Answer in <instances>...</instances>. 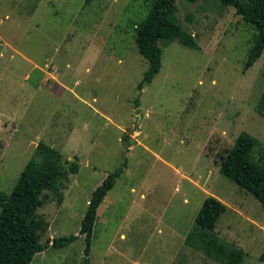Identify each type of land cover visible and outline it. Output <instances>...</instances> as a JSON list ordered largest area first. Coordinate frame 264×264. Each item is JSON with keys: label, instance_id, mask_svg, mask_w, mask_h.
Segmentation results:
<instances>
[{"label": "rangeland", "instance_id": "rangeland-1", "mask_svg": "<svg viewBox=\"0 0 264 264\" xmlns=\"http://www.w3.org/2000/svg\"><path fill=\"white\" fill-rule=\"evenodd\" d=\"M153 2L0 0V190L11 193L38 142L61 153L31 264H82V236L61 249L49 240L78 235L92 191L124 162L97 210L90 264H221L185 242L209 196L225 205L214 234L241 264H264V208L216 163L243 134L264 165V51L243 72L253 26L219 0H176L188 39L160 43L161 67L138 90L147 62L134 38Z\"/></svg>", "mask_w": 264, "mask_h": 264}, {"label": "trees", "instance_id": "trees-1", "mask_svg": "<svg viewBox=\"0 0 264 264\" xmlns=\"http://www.w3.org/2000/svg\"><path fill=\"white\" fill-rule=\"evenodd\" d=\"M224 6H232L235 13L251 24L255 30L252 44L243 63V72L250 68L264 51V0H219ZM176 0H154L148 13L135 34L138 52L147 62L143 77L137 84L138 90L149 84L161 67V42L187 41V33L176 18ZM255 108L264 115V86L256 100ZM254 142L240 134L234 145L224 150L216 160L221 174L234 181L239 187L252 194L264 208V165L251 155ZM61 153L58 149L38 142L33 157L21 170L9 195L0 190V264H31L35 254L43 251L41 235L47 229V222L37 213L47 197L46 190L54 188L55 178L60 175ZM122 167L107 174L100 185L91 193L81 218L78 235L69 234L49 240L55 249L65 248L80 236L83 237L82 264H90V249L93 226L97 210L107 192L114 186L116 178L123 172ZM71 171L78 166L72 162ZM225 205L213 196L206 197L195 216L199 227L185 238L191 247L221 264H241L243 253L240 249L229 248L214 234L219 216ZM264 261V245L260 255Z\"/></svg>", "mask_w": 264, "mask_h": 264}]
</instances>
